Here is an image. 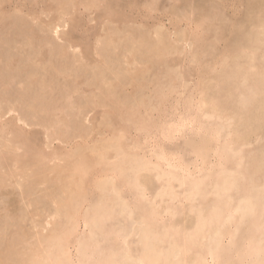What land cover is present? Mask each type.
<instances>
[{"label":"rangeland","instance_id":"374dc122","mask_svg":"<svg viewBox=\"0 0 264 264\" xmlns=\"http://www.w3.org/2000/svg\"><path fill=\"white\" fill-rule=\"evenodd\" d=\"M263 9L0 0V264H264Z\"/></svg>","mask_w":264,"mask_h":264},{"label":"bare ground","instance_id":"6f19581e","mask_svg":"<svg viewBox=\"0 0 264 264\" xmlns=\"http://www.w3.org/2000/svg\"><path fill=\"white\" fill-rule=\"evenodd\" d=\"M149 8V7H148ZM152 8V7H151ZM264 10V9H263ZM245 30V29H244ZM247 31V30H246ZM237 37V36H236ZM245 41V40H244ZM239 42V41H238ZM256 56V55H255ZM243 75V74H242ZM246 77V76H245ZM263 80V79H262ZM254 82V81H253ZM204 103V102H203ZM240 114V113H239ZM232 116V115H231ZM251 118V117H250ZM212 136V135H211ZM204 139V138H203ZM240 142V141H239ZM203 143V142H202ZM205 144V143H204ZM194 146H195V152H196V154L200 157H202L203 156V154H204V148H203V144H201L200 142L199 143H196V144H194ZM192 153V152H191ZM194 153V152H193ZM160 154V153H159ZM169 158V157H168ZM163 160H164V158H163ZM184 163V162H183ZM190 164V163H189ZM119 167V166H118ZM197 168V167H196ZM184 169V168H183ZM253 169V168H252ZM148 183V182H147ZM152 188V187H151ZM109 189V188H108ZM144 224H146V223H144ZM152 235V234H151ZM249 250V249H248ZM93 264V263H92Z\"/></svg>","mask_w":264,"mask_h":264}]
</instances>
